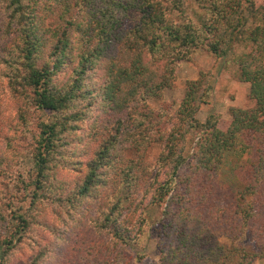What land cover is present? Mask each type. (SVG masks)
Listing matches in <instances>:
<instances>
[{"label": "trees", "instance_id": "trees-1", "mask_svg": "<svg viewBox=\"0 0 264 264\" xmlns=\"http://www.w3.org/2000/svg\"><path fill=\"white\" fill-rule=\"evenodd\" d=\"M194 1L0 0V264H131L147 197L156 264L264 259V0ZM198 49L231 55L249 85L254 106L225 129L197 118L208 71L177 107L150 103ZM243 234L254 251L221 242Z\"/></svg>", "mask_w": 264, "mask_h": 264}, {"label": "rangeland", "instance_id": "rangeland-1", "mask_svg": "<svg viewBox=\"0 0 264 264\" xmlns=\"http://www.w3.org/2000/svg\"><path fill=\"white\" fill-rule=\"evenodd\" d=\"M185 10L188 13H194L199 11V7L194 0H189ZM135 16L133 19L126 21V28L133 25L136 20ZM176 19V12L169 15V20L176 21ZM249 50V46L237 45L235 47V52L237 54L245 53ZM200 71L210 72L213 90L208 102L202 105L197 113V118L199 120L205 121L209 115H216L218 117L219 127L225 129L230 121L229 109L231 107L247 109L254 106V101L249 97V85L239 80L237 65L233 61L232 56L226 55L218 57L204 49L194 51L189 59L181 60L178 63L176 78L173 85L163 91L162 99L151 101V105L159 107L162 104H166L168 107H177L183 96L186 80L196 78ZM6 108L9 107L5 105L4 109ZM4 109V113L8 114ZM191 142L192 140L188 142V144H191ZM160 150V144H152L146 152V160L151 163H156ZM244 158L245 154L233 155L231 157V159H233L232 163H238ZM140 198L139 196L138 200H140ZM149 199L150 197L145 198L143 200V205L139 208H134V206H132L134 210L133 215L135 216V224L133 227L137 229L143 218L147 220L148 224L143 227V232L139 235L138 239H136V242L130 246H126L123 251V255L129 258L131 264H156L158 262V251L156 249L158 236L155 228L161 215V208L150 205ZM221 242L226 245L234 244L236 246H242L248 251L255 250L251 238L244 234L235 240L222 237ZM22 250L24 251L23 253L26 254L27 251H25V249H21V251ZM18 256L22 257L23 255L20 252ZM252 264H264V259L256 258Z\"/></svg>", "mask_w": 264, "mask_h": 264}]
</instances>
